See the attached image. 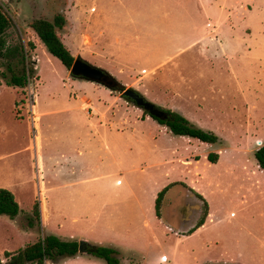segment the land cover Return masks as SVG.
<instances>
[{
    "label": "rangeland",
    "instance_id": "obj_1",
    "mask_svg": "<svg viewBox=\"0 0 264 264\" xmlns=\"http://www.w3.org/2000/svg\"><path fill=\"white\" fill-rule=\"evenodd\" d=\"M0 5L14 23V36L25 39L32 67L24 89L7 85L0 74V187L14 193L20 208L14 221L0 216L2 259L5 251L16 253L47 235L50 227L45 224L44 231L33 214L34 203L40 208L44 199L43 179L50 212L62 222L56 233L63 240L114 248L119 264L140 260L139 253H130V244L149 250L155 263H192L181 251L168 262V250L181 241V247L195 246L211 264H264V170L254 157L264 144V0H0ZM59 12L68 20L60 37L74 57L104 68L124 88L135 89L163 110L179 109L205 130L211 125L208 110L235 107L234 122L222 129L240 141L208 146L174 135L119 92L70 76L28 27L34 15L51 19ZM210 25L213 32L206 29ZM213 39L226 42L229 58L219 50L211 55L208 41ZM102 40V51L113 59L92 51ZM78 93L86 96L82 103L88 109L99 104L90 113L101 140L96 136L86 151L78 147L82 141L68 144L57 137L73 116L85 119L74 98ZM38 112L44 113L40 117ZM211 151L219 155L215 164L206 157ZM116 164L135 169L112 173ZM168 174L208 203L204 221L209 224L199 235L166 225L162 211L156 216L151 193ZM155 240L162 253L150 243ZM88 255L60 264H106Z\"/></svg>",
    "mask_w": 264,
    "mask_h": 264
},
{
    "label": "trees",
    "instance_id": "obj_2",
    "mask_svg": "<svg viewBox=\"0 0 264 264\" xmlns=\"http://www.w3.org/2000/svg\"><path fill=\"white\" fill-rule=\"evenodd\" d=\"M67 25L68 20L63 12L54 14L51 19L34 15L28 23V27L35 32L37 37L46 47L47 51L52 56L56 57L65 68L69 70L74 60V56L62 42L59 34L61 31L65 30ZM13 29L14 23L12 19L0 5V68H3V70L0 71V74L1 77L5 79L7 85L24 89L27 86L32 67H29L27 63L25 44L19 39V37L17 38L14 36L12 33ZM27 45L30 49H34L35 47L31 41H27ZM32 62L33 61L30 63ZM156 109L162 110L164 114L167 115V118H157L152 116L146 110H144V113L158 123L165 125L168 131L172 134L195 138L208 146L218 143L219 137L214 132L194 125L180 112L168 109L163 110L159 106H156ZM206 157L208 162L214 164L217 162L219 155L218 153L211 151ZM254 157L257 166L264 170V145L259 146L254 151ZM175 183L176 182L169 183L157 193L154 200V210L158 218L161 216L163 197L170 186ZM196 195L204 203V214L197 224L196 228H198L205 220L208 203L202 195L198 193H196ZM19 211L20 208L14 194L9 189L0 187V216L6 215L10 219H14ZM33 214L35 217H39V207L37 202L34 203ZM193 230L191 232H193ZM80 243L84 248L83 252L79 251ZM82 253L101 258L107 264H119V259L117 257L118 252L114 248L95 245L85 241L62 240L51 234L38 238L36 241L27 244L16 253L12 254L5 251L4 259L0 256V264H45L46 261L58 263L64 257H72Z\"/></svg>",
    "mask_w": 264,
    "mask_h": 264
},
{
    "label": "crops",
    "instance_id": "obj_3",
    "mask_svg": "<svg viewBox=\"0 0 264 264\" xmlns=\"http://www.w3.org/2000/svg\"><path fill=\"white\" fill-rule=\"evenodd\" d=\"M88 31L91 32L90 30V22L88 21ZM213 26H208L206 27L207 30L209 31H212L213 32ZM30 29V28H29ZM31 30V29H30ZM204 30V28H203ZM32 31V30H31ZM27 31L28 34L31 33V37L33 39V41H35V36L32 34V32L34 31ZM35 33V32H34ZM98 33H100V31H97L95 32L94 34H96L98 36ZM23 35V34H22ZM36 35V34H35ZM37 36V35H36ZM200 36V34L195 37L193 40L189 41L188 43L185 44V46L183 47H188L190 46L193 42H195L197 40V38ZM225 37V36H224ZM38 38V37H37ZM39 39V38H38ZM40 40V39H39ZM23 41H25V39L23 38ZM82 42V41H81ZM103 40L102 42H100V44L98 45H95V48L92 49V51H97L96 52H99L101 54V58H105V57H108L109 59H113L114 58V55H112V53H104L102 50V47L101 45L103 44ZM225 41H223L221 43V41L219 40H210L208 41V45L210 48H212V51H211V55H213L214 57L217 56L218 52L216 50H219V54L220 55H224L226 56L227 58H229V54L227 52H225ZM44 45V44H43ZM81 46H83V44L81 43ZM46 48V47H45ZM88 49L87 47V44H84V52H86V50ZM178 49H181L180 47ZM47 50V49H46ZM177 52H182L180 50H176ZM189 52V51H188ZM225 53V54H224ZM81 54H82V51H81ZM183 54L184 51H183ZM210 54V52H209ZM98 57V55H96ZM81 57V56H80ZM56 58V57H55ZM39 59V58H38ZM213 60V59H212ZM99 61V60H98ZM96 62L98 63L97 65H100L102 66L100 63L102 61L99 62ZM115 62V61H114ZM90 63V62H89ZM99 67V66H98ZM104 69V68H103ZM107 71V70H106ZM108 72V71H107ZM109 73V72H108ZM110 74V73H109ZM70 75V74H69ZM111 75V74H110ZM76 79V78H75ZM80 80V79H79ZM94 83V82H93ZM77 95L79 96V93L75 95V99L78 98L80 104H79V109H81L82 111H84L83 113V117L85 119H77L75 118V116H73L72 118H70V120H68V123L67 125L63 128V130L61 132H58L57 133V137H61V139L68 143V144H71V143H74L76 142L77 140L78 141H82V143H79L78 144V147L80 148H83L85 151L90 148L92 146V141L96 139V136L97 138H100L101 140V136L99 134L100 133V129L98 128L97 124L95 122H93L92 119V115L90 113V108L95 111L99 109V104L95 101L93 102L92 104H89V109L87 108V104L86 103H82V100H83V97L86 98L85 95H82V96H79L77 97ZM220 95H221V92H220ZM36 101H37V95H36ZM201 107L200 104H198V108ZM71 107H69L70 109ZM67 109V110H69ZM88 109V110H87ZM235 110V107H232L230 108L229 110H220V109H211V110H208L207 112V121L209 124L210 127L207 129L209 131H212L214 132L218 137H219V141L218 143L219 144H231V143H237L239 142L240 140H235L233 141L232 139L230 138H240V136H236V135H233V134H226V132H224V129H222V127H224L227 123L231 124L234 122V119H235V116L232 115V112H234ZM173 111H177V112H180L179 109H176V110H173ZM40 113V117L43 115L44 112H38ZM182 114V113H181ZM183 115V114H182ZM184 116V115H183ZM101 121V120H100ZM120 121V120H119ZM123 121V120H121ZM103 122V121H101ZM124 122V121H123ZM110 123V122H109ZM109 123H105L104 124L107 126V124L109 125ZM38 124V123H37ZM195 125V124H194ZM197 126V125H196ZM199 127V126H198ZM116 128H118L119 130V125L117 124L116 125ZM37 129H38V126H37ZM117 130V129H116ZM227 138V139H226ZM97 141V140H95ZM217 143V144H218ZM216 145V144H214ZM264 145V144H263ZM257 149V148H256ZM255 149V150H256ZM208 154V153H207ZM206 154V156H207ZM219 159V158H218ZM218 161V160H217ZM168 163H171V162H168ZM215 164V163H214ZM37 165H38V170H39V175L41 178L44 177V168H43V163H42V157L41 155L39 154L38 155V161H37ZM257 165V164H256ZM57 166V163H54L53 164V169L56 168ZM117 166V169L116 170H113L112 173H118V172H121L120 174H124V173H128L130 170L134 171L135 167L134 168H120L118 167V165L116 164ZM140 170V169H139ZM142 171H144V169L142 168L141 169ZM53 171V170H52ZM175 176L172 175V174H168L164 177L163 181L161 183H159L155 190L151 193V199H153V201L155 200L156 196H157V193L163 188L165 187L166 185H168L169 183H173V182H179V183H182L180 181H175L173 178ZM42 191L44 192V199H43V202H40L39 205H40V208H39V220H40V224H41V227L42 229L44 230V226L45 224H47V227L49 226L50 228L46 231V234H51V235H55V236H59L58 233H56L57 229L59 226H61L62 222L60 221V219L56 216V214H53V212H50V208H49V205H48V201L46 199V191H48L46 186H44V181L42 179ZM184 184V183H183ZM187 186V185H186ZM186 188H189L188 186ZM8 189V188H7ZM172 189V186H170L169 190L166 191L164 197H163V200H162V204H161V208L164 204V202L166 201V198H167V195L169 194V192L171 191ZM264 189V187H262V190ZM187 190V189H186ZM192 190V189H190ZM11 191V190H10ZM193 191V190H192ZM12 192V191H11ZM195 192V191H193ZM13 193V192H12ZM263 193V192H262ZM14 194V193H13ZM196 194V193H195ZM15 197V195H14ZM16 199V198H15ZM201 200V199H200ZM17 201V200H16ZM202 201V200H201ZM18 203V202H17ZM43 203V204H42ZM19 205V204H18ZM104 205V204H103ZM153 206H154V203H153ZM154 209V207H153ZM162 210V209H161ZM27 213H30V212H27ZM19 214V213H18ZM2 216V215H1ZM19 215H17L14 219H10L8 216V218L11 220V221H14ZM161 217V216H160ZM162 219L164 220V222L166 223V225H168L167 221L165 220L164 218V215L162 213ZM149 221H145V226L148 224ZM205 222V221H204ZM199 226L198 228H193L195 230H193V232H191L192 234L193 233H196V234H200L201 232H203L205 230V228L208 226L209 223L205 222ZM169 226V225H168ZM53 228V230H52ZM56 230V231H55ZM45 231V230H44ZM188 232L184 235H190L191 233ZM156 237V236H155ZM60 239H62L60 236L58 237ZM34 239H36V237H34ZM153 239H154V236H153ZM156 239V238H155ZM37 240V239H36ZM35 240V241H36ZM63 240V239H62ZM152 243L154 246V248L157 250V252L159 253H162V247L160 246V244L156 243V240L155 242H150ZM156 243V244H155ZM182 241L181 242H178V245H177V248L175 249H171V250H168L169 253L171 254L170 255V259L168 260V262H172L174 261V257L181 251L182 254L184 256H187L188 258L192 259V263H186V264H211V261L208 257H203L204 255L202 254V252H200V250L198 251L197 248L194 247H181L182 246ZM103 246V245H102ZM119 246V245H118ZM117 246V247H118ZM121 246V245H120ZM116 247V248H117ZM127 247L130 248V253L131 254H137V255H141L140 256V260L138 261H131V264H164L162 262H158V263H155L154 260H152V258L150 259V256H149V253L146 248H142L141 246H136V245H128ZM82 255H86V257H90L88 254H85V253H82V254H77L75 255V257H80ZM74 257V256H72ZM66 258H70V257H64L62 258L58 263H54V264H60L62 262H64L66 260ZM53 263V262H52ZM245 264L243 263L242 261L240 260H233L231 262V264ZM107 264V263H106ZM173 264V263H171ZM185 264V263H184Z\"/></svg>",
    "mask_w": 264,
    "mask_h": 264
},
{
    "label": "water",
    "instance_id": "obj_4",
    "mask_svg": "<svg viewBox=\"0 0 264 264\" xmlns=\"http://www.w3.org/2000/svg\"><path fill=\"white\" fill-rule=\"evenodd\" d=\"M69 74L73 78L101 84L110 90L119 92L121 97L125 98L127 101L131 102L134 106L142 109L143 111H148L152 116H155L160 119L167 118V115L164 114L162 110L156 109V106L150 101H148L138 91L133 88H124V86L120 82H118L112 75H110L106 70L82 59L80 55L74 57L71 67L69 68ZM188 191L189 193L193 194L194 197L198 198L195 192L190 189ZM199 203L201 204L202 201L199 200ZM198 220L199 215L196 217H190L188 220L184 221V227L180 230V232H190L193 228L197 226ZM79 251H84V248L82 247L81 243L79 244Z\"/></svg>",
    "mask_w": 264,
    "mask_h": 264
},
{
    "label": "flooded vegetation",
    "instance_id": "obj_5",
    "mask_svg": "<svg viewBox=\"0 0 264 264\" xmlns=\"http://www.w3.org/2000/svg\"><path fill=\"white\" fill-rule=\"evenodd\" d=\"M186 187L185 184L179 182L173 184L161 208L168 225L177 231L183 229L184 221L188 220L190 217L199 215L198 224L204 214L203 201L200 204V198L194 197V195L188 191L190 188Z\"/></svg>",
    "mask_w": 264,
    "mask_h": 264
},
{
    "label": "built area",
    "instance_id": "obj_6",
    "mask_svg": "<svg viewBox=\"0 0 264 264\" xmlns=\"http://www.w3.org/2000/svg\"><path fill=\"white\" fill-rule=\"evenodd\" d=\"M28 100H29V106H30V111H31V114H30L31 115V122H32V126L34 128L35 123H36V120H35L36 114L33 112L34 98H33V94L31 91L29 92Z\"/></svg>",
    "mask_w": 264,
    "mask_h": 264
},
{
    "label": "bare ground",
    "instance_id": "obj_7",
    "mask_svg": "<svg viewBox=\"0 0 264 264\" xmlns=\"http://www.w3.org/2000/svg\"><path fill=\"white\" fill-rule=\"evenodd\" d=\"M35 120H36V116H35ZM35 126H36V123H35Z\"/></svg>",
    "mask_w": 264,
    "mask_h": 264
}]
</instances>
